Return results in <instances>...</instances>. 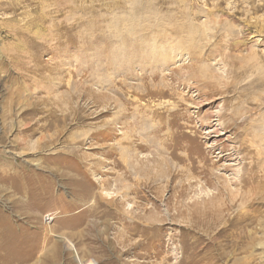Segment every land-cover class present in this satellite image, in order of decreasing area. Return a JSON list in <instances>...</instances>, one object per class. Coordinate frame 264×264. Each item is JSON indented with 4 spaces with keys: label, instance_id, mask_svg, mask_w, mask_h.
I'll return each mask as SVG.
<instances>
[{
    "label": "rangeland",
    "instance_id": "obj_1",
    "mask_svg": "<svg viewBox=\"0 0 264 264\" xmlns=\"http://www.w3.org/2000/svg\"><path fill=\"white\" fill-rule=\"evenodd\" d=\"M241 179L264 185V0H0V264H264Z\"/></svg>",
    "mask_w": 264,
    "mask_h": 264
},
{
    "label": "bare ground",
    "instance_id": "obj_2",
    "mask_svg": "<svg viewBox=\"0 0 264 264\" xmlns=\"http://www.w3.org/2000/svg\"><path fill=\"white\" fill-rule=\"evenodd\" d=\"M140 4V3H139ZM139 4H138V6H137V9H139V11L140 10H143V11H150V7L151 6H149V7H143V6H139ZM63 5V4H62ZM135 5V4H134ZM133 9H134V6H133ZM136 9V10H137ZM142 18V17H141ZM120 19V18H119ZM134 19V18H133ZM81 21V20H80ZM142 21V20H141ZM121 22V21H120ZM130 22V21H129ZM145 22V21H144ZM135 24V23H134ZM129 25V24H128ZM87 27V26H86ZM104 27V26H103ZM124 22L123 23H118V24H116V25H108V26H105V31H108L109 33H113V31H115V29H120V28H122V29H124ZM148 27V26H147ZM88 28V27H87ZM143 29V28H145V27H141V26H136V27H134V28H132V29H129V28H126V32H127V34L128 33H133V32H136V30H139V29ZM151 28V27H150ZM94 29V28H93ZM148 29H149V27H148ZM60 30V29H59ZM90 29L88 28V34H90L91 33V31L92 30H90ZM125 30V29H124ZM123 30V31H124ZM146 30H147V28H146ZM100 31H101V29H100ZM122 31V32H123ZM95 32V31H94ZM98 32H99V30H98ZM94 34V33H93ZM98 34V33H97ZM100 34V33H99ZM116 35V34H115ZM90 36V35H89ZM102 36H103V34H102ZM108 36V35H107ZM120 36V35H119ZM125 36V35H124ZM83 37V36H82ZM97 37H99V36H97ZM101 37V36H100ZM65 38H66V36H65ZM64 38V39H65ZM92 38V37H91ZM94 38V37H93ZM53 39V38H52ZM90 39V38H89ZM107 39V38H106ZM108 39H109V37H108ZM66 40V39H65ZM113 40V39H112ZM111 40V41H112ZM120 40H122V44H124L125 42H126V39L125 38H121ZM120 40H118L117 42H119ZM89 42H91V41H89ZM129 43V42H128ZM67 44V43H66ZM79 45V44H78ZM77 45V46H78ZM113 44L111 43V42H109V41H102V42H99V44L97 45V48L98 49H100V48H105V47H109V46H112ZM85 46H86V44H85ZM94 46V45H93ZM118 47V46H117ZM125 47V46H124ZM123 48V47H122ZM121 49V48H120ZM189 49H191V48H189ZM192 52H193V50H192ZM251 56V55H250ZM198 58V57H197ZM76 100H78V99H76ZM99 136V135H98ZM238 140V139H237ZM122 150V149H121ZM121 152V151H120ZM123 156H124V152L122 151V153H121ZM121 155V156H122ZM124 158V157H123ZM177 159V158H176ZM199 163V162H198ZM201 165V164H200ZM203 166V165H202ZM181 168V167H180ZM188 169V168H187ZM196 169H197V167H194V165L192 164V167H191V172L194 174H196V175H198L199 177L200 176H202V177H204V179H205V182L207 183V184H209V185H212V182L213 181H215L216 180V177L215 178H212V175L210 174H208V173H205V171L204 170H202L200 173H197V171H196ZM190 169H188L187 171H189ZM207 171V170H206ZM180 172V171H179ZM177 174H179L177 171H176V173H174V174H172V182L177 178ZM203 174V175H202ZM182 175H183V173H182ZM192 175V174H191ZM198 177V178H199ZM182 180V179H181ZM201 180V179H200ZM218 180H219V178H218ZM180 181V180H179ZM176 182L174 185H173V187H172V189L170 190L172 193H178L181 197H183L184 195H186V193L187 192H189V189H192V186H191V184H188V185H180L181 184V182ZM171 182V183H172ZM253 182V181H252ZM252 182H247L245 179H241L240 181H239V183H238V186H240V187H244V188H246L247 187V185H249V184H252ZM174 183V182H173ZM206 184V185H207ZM219 185V184H218ZM242 185V186H241ZM253 187L251 188V192H258L259 190H261L263 187H264V185L262 184V183H257V185H255V183L253 182ZM219 187H221V189H222V191L224 190V191H226L227 189H225V187H227V182H222V186H220L219 185ZM218 190H219V194H222L221 192V190L218 188ZM228 191V190H227ZM226 191V192H227ZM125 196V195H124ZM171 196V195H170ZM176 197V196H175ZM172 199H173V197H172ZM168 201H170V200H168ZM196 205V204H195ZM229 206V205H228ZM191 208V207H190ZM208 215V214H207Z\"/></svg>",
    "mask_w": 264,
    "mask_h": 264
}]
</instances>
